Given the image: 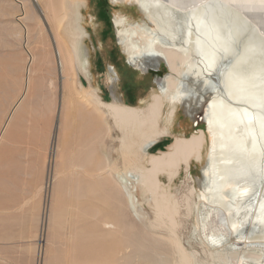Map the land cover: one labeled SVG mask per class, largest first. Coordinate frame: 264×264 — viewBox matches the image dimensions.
<instances>
[{"label": "bare ground", "instance_id": "6f19581e", "mask_svg": "<svg viewBox=\"0 0 264 264\" xmlns=\"http://www.w3.org/2000/svg\"><path fill=\"white\" fill-rule=\"evenodd\" d=\"M110 2L133 5L143 15L138 23L123 14H116L114 19L119 45L132 67L144 72L148 61L156 58L169 70L163 85L152 89L145 105L121 102L113 90V101L104 102L95 86L83 89L79 97L96 106L108 131L110 119L121 133V151L129 167L118 172V186L129 206L137 212L138 190L152 203L155 218L150 227L167 232L166 242L175 254L173 264H264V13L258 6L244 7L247 0ZM33 3L55 26L52 41L58 78L73 81L82 74L94 79L92 51L87 45L91 35L84 26L89 1ZM23 15L19 22L29 16L26 11ZM90 18L93 24V16ZM101 45L109 54L111 47ZM33 60L31 56L23 92L4 123L0 146L32 87L31 74L36 72ZM40 69L43 72L44 66ZM120 70L125 76L131 75ZM117 75L111 68L107 76L110 86L119 82ZM119 88L123 90V83ZM180 107L193 125L202 110L204 128L191 136L174 134ZM170 134L174 141L168 150L152 153ZM193 164L200 165L197 179L191 172ZM183 169L192 185L178 197L171 184ZM164 175L169 185L161 181ZM238 188L247 191L240 195ZM182 215L194 217L195 243L201 251H189L184 246ZM214 218L223 230L201 233L200 227L205 228Z\"/></svg>", "mask_w": 264, "mask_h": 264}, {"label": "rangeland", "instance_id": "374dc122", "mask_svg": "<svg viewBox=\"0 0 264 264\" xmlns=\"http://www.w3.org/2000/svg\"><path fill=\"white\" fill-rule=\"evenodd\" d=\"M88 1L90 13L84 11V26L91 40L87 45L93 63L99 62V66L97 71L91 70L94 79L78 74L70 81L57 76L52 41L55 26L48 14L40 15L33 0H0V134L14 101L23 92L31 56L36 69L31 74L32 87L12 117L0 146V264L175 261L165 239L167 232L150 227L155 218L152 203L138 190L135 212L118 186V172L129 167L121 151V133L110 119L108 131L96 106L79 99L85 89L95 86L104 102L113 101L114 90L121 102L145 105L152 89H157L155 77L127 64L114 22L116 14L126 15L134 23L141 22L143 15L133 5ZM24 11L29 16L19 22ZM102 43L104 49L111 47L109 54L103 52ZM120 66L131 75L121 74ZM111 68L121 76V82L106 91L104 79ZM159 71L166 75L169 70L160 64ZM121 83L123 91L117 87ZM178 115L174 134L191 136L204 128L203 123L193 125L184 108H179ZM173 141L174 135L170 134L152 153L167 151ZM191 172L197 179L200 165L193 164ZM160 179L170 184L167 176ZM189 185L192 182L187 181L183 169L171 190L181 197ZM194 221V217L182 215L180 236L189 251H201L195 243ZM211 221L205 228L200 227L201 233L223 230L216 226V218Z\"/></svg>", "mask_w": 264, "mask_h": 264}, {"label": "water", "instance_id": "95a60500", "mask_svg": "<svg viewBox=\"0 0 264 264\" xmlns=\"http://www.w3.org/2000/svg\"><path fill=\"white\" fill-rule=\"evenodd\" d=\"M243 25L245 26V24L243 23ZM127 64L129 66L132 67V65L127 61ZM148 67L147 69L142 72V73H152L155 77V84H156V88L159 89L162 85H163V79H164V76L165 75H161L160 71H159V60L156 59V58H152L150 61H148L147 63ZM104 89L107 91L108 90V87H110V84L108 83V78L105 76V79H104ZM206 98H208L206 96ZM202 110H200L199 114L197 115V119L198 121H196L195 123H202ZM198 125V124H197Z\"/></svg>", "mask_w": 264, "mask_h": 264}, {"label": "snow or ice", "instance_id": "6c2138e0", "mask_svg": "<svg viewBox=\"0 0 264 264\" xmlns=\"http://www.w3.org/2000/svg\"><path fill=\"white\" fill-rule=\"evenodd\" d=\"M257 6L259 7V11L261 13H264V0H258V4L257 0H247L246 4L244 5V7H249L253 9L257 8ZM261 174L264 175V169L261 170ZM236 191L238 192V194L243 195L246 193L247 190L245 189L243 192H241L238 188L236 189Z\"/></svg>", "mask_w": 264, "mask_h": 264}, {"label": "crops", "instance_id": "0c3cea01", "mask_svg": "<svg viewBox=\"0 0 264 264\" xmlns=\"http://www.w3.org/2000/svg\"><path fill=\"white\" fill-rule=\"evenodd\" d=\"M93 62V61H92ZM98 66H99V62L98 63H93V67H92V69L91 70H94V71H97L98 70ZM120 68L122 69V70H124V68H122L121 66H120ZM124 71H126V70H124ZM129 72V71H128ZM119 77H121V76H119ZM119 82H121V79L119 80ZM111 88H113L112 86H110ZM118 87V89L119 90H121L120 88H119V86H117ZM114 91V90H113ZM121 91H123V90H121ZM137 91V90H136Z\"/></svg>", "mask_w": 264, "mask_h": 264}]
</instances>
